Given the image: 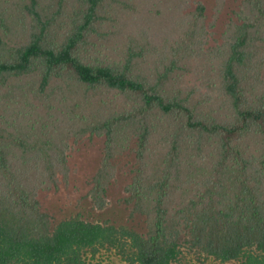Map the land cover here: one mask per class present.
<instances>
[{
  "label": "trees",
  "instance_id": "trees-1",
  "mask_svg": "<svg viewBox=\"0 0 264 264\" xmlns=\"http://www.w3.org/2000/svg\"><path fill=\"white\" fill-rule=\"evenodd\" d=\"M231 12L219 35L202 0H0V264H264V0ZM94 136L89 195L129 160V223L43 209Z\"/></svg>",
  "mask_w": 264,
  "mask_h": 264
},
{
  "label": "rangeland",
  "instance_id": "rangeland-1",
  "mask_svg": "<svg viewBox=\"0 0 264 264\" xmlns=\"http://www.w3.org/2000/svg\"><path fill=\"white\" fill-rule=\"evenodd\" d=\"M206 3L209 22L216 21L217 31L222 35L226 23L232 15L231 8L236 0H229L228 5L220 17H214L216 0H202ZM193 6H196L193 2ZM106 141L104 137H90L83 141H73L69 164L71 173L68 181L62 179L59 189L41 195L44 210L53 213L56 217L66 218L80 215L89 219L112 220L129 223L130 213L121 200L126 195V185L132 181L130 168L132 163L125 160L119 164L118 173L109 187V202L106 209H97L89 195L92 185L90 179L95 176L101 166ZM190 264V263H189ZM195 264H200L196 261Z\"/></svg>",
  "mask_w": 264,
  "mask_h": 264
}]
</instances>
